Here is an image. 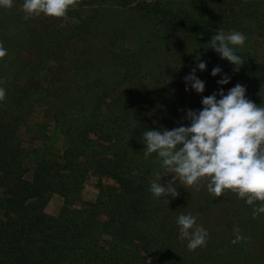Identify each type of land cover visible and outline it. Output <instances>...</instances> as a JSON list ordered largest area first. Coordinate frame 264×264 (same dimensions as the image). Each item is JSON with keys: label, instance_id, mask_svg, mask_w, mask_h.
I'll return each instance as SVG.
<instances>
[{"label": "trees", "instance_id": "obj_1", "mask_svg": "<svg viewBox=\"0 0 264 264\" xmlns=\"http://www.w3.org/2000/svg\"><path fill=\"white\" fill-rule=\"evenodd\" d=\"M229 1L235 7L227 10L226 19L210 10L194 15L159 0H141L137 11L150 22L194 39L213 67L251 84L247 99L263 107L264 0ZM237 13L253 20L252 32L260 36L262 46L258 55L233 49L244 60L239 71H233L235 66L210 46L212 36L237 24L232 19ZM106 18L98 20L91 13L70 29L76 54L83 58H75L66 72L80 95L70 96L67 88L58 92L60 85H53V78L47 80L52 85L48 88L40 83L43 60L24 67L30 74L24 80L25 70L23 82L5 84L6 97L0 101V264H264V213L252 215L260 201L248 205L231 191L213 198L206 179L198 182L203 192L177 181L178 196L153 198L151 182L168 170L155 153L145 158L143 133L174 127L158 128L148 121L145 111L155 103L147 94L138 98L125 84L112 93L119 82L107 79L91 46L93 35L107 46L118 45L117 25ZM26 26L20 12L0 6V44L7 50L0 58V72L15 43L20 41L40 55L41 48H47L44 40L58 37L57 28L23 35ZM60 55L55 52L51 59L59 60ZM117 64L126 73V66ZM89 93L90 106L84 110ZM38 102L45 106L46 120L55 122L63 135V147L56 153L43 142L44 134L37 135L41 142L33 148L14 142L24 123L23 113L31 112ZM185 121L189 126L190 121ZM88 174L96 178L97 193L84 205L81 190ZM101 177L111 183H101ZM53 194L61 204L52 215L45 206ZM189 213L208 232L206 245L194 251L187 249V239H178L177 217ZM236 227L246 239L232 243Z\"/></svg>", "mask_w": 264, "mask_h": 264}, {"label": "rangeland", "instance_id": "obj_2", "mask_svg": "<svg viewBox=\"0 0 264 264\" xmlns=\"http://www.w3.org/2000/svg\"><path fill=\"white\" fill-rule=\"evenodd\" d=\"M153 1V0H146ZM162 2H172L174 8H186L189 13L208 12L209 10L219 19H226L224 15L227 10L235 7L229 0H159ZM141 0H127L125 4H120L115 0H79L76 6H70L63 17H49L41 14L39 16L30 17L26 20L27 26L23 29L22 34H35L43 32L45 29L57 28V38H47L44 40L47 48H41V54L38 55L32 47L23 45L20 41L14 44L13 51L8 52L6 62L3 65V72H0V88L5 89L8 81L17 80L21 83L23 75L26 73L25 66L29 68L35 67L38 61L43 60L44 69L40 73V83L46 84L47 88L52 86L48 79H52L53 85H60L58 92L65 88L70 92V96H74L77 91L72 88L70 76L66 70L70 68L75 58H83L76 54V50L70 39V29L79 23L83 17H87L91 13H95L98 20H105L108 17L112 24L117 25L116 31L120 33L117 37L116 46H107L106 43L92 36V49L100 56V70L107 74V79L111 83L119 82L113 94L117 93L123 85L133 87L132 94L140 98L144 94L150 98L151 103L155 106L149 107L145 111V115L149 122L161 128L163 125L172 126L174 128L185 126L186 110L199 111L203 108L201 100L203 97L217 93L216 98L220 99L219 90L223 89L224 94L234 87L237 83L246 88L245 96H249L251 84L246 82L239 75H230L226 70L216 76L211 75L213 65L206 59L202 49L194 39L181 31H170L158 25L155 20L152 22L147 20L146 16H142L141 11H137ZM22 1L13 0L11 8L20 12L22 11ZM237 24L228 26L223 30V34L228 35L239 32L245 35L246 40L243 46H232L233 49H243L248 54L258 55L261 51L262 39L256 32H252L253 20L251 18H240L237 13L233 16ZM121 25V26H120ZM125 36L120 40L119 36ZM46 38V37H45ZM63 40L64 42H59ZM59 42V48L56 49L54 44ZM7 43H10L7 41ZM81 51V50H80ZM55 52H60L59 60L51 59ZM206 62L205 70L201 71L197 68L195 75L205 83V90L197 93L188 85L186 91V83L184 77L188 75L199 62ZM117 63L126 66V73H123V67ZM94 68V66H93ZM26 70V71H25ZM30 72L24 77L27 78ZM223 75L230 77L227 84L220 85L217 83ZM21 80V81H20ZM23 82V81H22ZM124 85V86H125ZM142 88H146L142 90ZM150 89V90H148ZM147 93H146V92ZM145 92V93H144ZM80 95V94H79ZM87 95L84 103V110H88L90 106ZM92 96H90L91 98ZM90 101V100H89ZM254 102V100L252 101ZM264 107V101L261 104ZM43 103L34 104L32 111L23 113L21 124L15 132L14 142L22 147L33 148L41 142V137L37 135L44 134L43 142L56 153L63 147V135L60 128L55 122L46 120L43 110ZM167 115L176 118L168 119ZM67 118V117H66ZM25 125H35L32 128H26ZM190 125V122H189ZM159 183L165 184L171 179L174 173H161ZM93 175H86L81 190L82 204H89L94 200L97 193ZM101 183H111L108 178H100ZM176 183V182H175ZM203 192L202 188L199 190ZM61 204V199L57 194H53L45 206L46 212L55 214Z\"/></svg>", "mask_w": 264, "mask_h": 264}, {"label": "clouds", "instance_id": "obj_3", "mask_svg": "<svg viewBox=\"0 0 264 264\" xmlns=\"http://www.w3.org/2000/svg\"><path fill=\"white\" fill-rule=\"evenodd\" d=\"M79 0H23L22 11L24 19L44 14L49 17H63L70 6H76ZM13 0H0V6L11 8ZM246 37L234 32L225 35L217 33L211 37V48L220 58L227 59L239 71L244 63L232 46H243ZM7 50L0 44V58ZM197 68L205 70L206 62H199L191 72L184 77L186 88L191 86L197 93L205 90V83L195 72ZM221 73L219 66L213 67L212 76ZM230 77L223 75L218 84H227ZM246 88L239 83L224 94L217 93L203 97V108L199 111L186 110L185 119L189 126H179L171 130H147L143 133V143L146 145L143 153L145 158L155 153L162 166L169 173H174L166 184L159 183L162 175H157L150 184V192L154 199L164 196L175 198L179 195L174 187L179 182L184 187L196 186L199 181L207 180V191L213 198H218L225 191L236 193L245 199L248 205L260 201L253 210V218L264 213V107L247 99ZM6 97L5 90L0 88V101ZM197 217L191 213L177 217L179 228L178 239H187V249L194 251L206 245L208 232L197 225ZM232 243L246 239L240 235L238 227Z\"/></svg>", "mask_w": 264, "mask_h": 264}]
</instances>
